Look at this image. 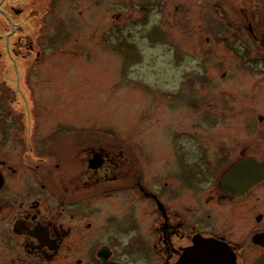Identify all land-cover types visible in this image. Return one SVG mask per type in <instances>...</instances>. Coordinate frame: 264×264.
Instances as JSON below:
<instances>
[{
    "label": "rangeland",
    "instance_id": "rangeland-1",
    "mask_svg": "<svg viewBox=\"0 0 264 264\" xmlns=\"http://www.w3.org/2000/svg\"><path fill=\"white\" fill-rule=\"evenodd\" d=\"M54 5L44 61L28 72L18 61L19 74L14 72L19 91L29 96L30 119L48 125L39 128L37 148L49 155L51 171L57 170L54 162L65 169L76 163L80 146L69 129H91L93 138L113 139L116 150H125L131 166L120 183L129 187L102 196L92 220L99 233L109 224L122 241L132 238L134 247L144 242L150 256L134 250L133 263L160 264L153 252L154 202L138 190L139 178L155 190L157 166L176 160L178 145L190 150L243 140L264 153V123L256 122V113L264 114V72L262 65L246 63L264 58L258 43L264 38V0H56ZM44 129H50L47 145L41 142ZM14 152L19 157V150ZM29 182L36 186L37 178ZM169 195L172 209L185 206L184 195L172 201Z\"/></svg>",
    "mask_w": 264,
    "mask_h": 264
},
{
    "label": "flooded vegetation",
    "instance_id": "flooded-vegetation-1",
    "mask_svg": "<svg viewBox=\"0 0 264 264\" xmlns=\"http://www.w3.org/2000/svg\"><path fill=\"white\" fill-rule=\"evenodd\" d=\"M55 2L0 0V264H135L130 260L134 250L150 256L142 238L134 247L132 238L124 242L111 233L109 224L99 233L92 220L102 196L129 187L120 183L131 166L126 151L116 150L113 139L93 138L91 129H69L80 146L77 167L54 162L57 170L51 171L49 155L37 148L39 128L48 125L30 119L29 96L14 79L18 61L24 72L44 61ZM249 31L254 34L251 25ZM258 43L264 47V38ZM246 63L262 65L264 72V58ZM256 120L263 125L264 114L256 113ZM49 130L42 134L45 145ZM85 133L91 136L84 138ZM200 146L185 150L178 145L176 160L157 166L155 190L139 178L137 188L153 200L156 212L153 252L160 264H176L195 239L212 238L231 246L237 264H264V153L243 140ZM31 178H37L36 186ZM20 179L27 181L19 185ZM166 195L170 201L184 195L185 206L172 209ZM110 220L114 226L117 220Z\"/></svg>",
    "mask_w": 264,
    "mask_h": 264
},
{
    "label": "water",
    "instance_id": "water-1",
    "mask_svg": "<svg viewBox=\"0 0 264 264\" xmlns=\"http://www.w3.org/2000/svg\"><path fill=\"white\" fill-rule=\"evenodd\" d=\"M176 264H237V262L235 253L228 243L212 238H201L195 239L191 246L184 248Z\"/></svg>",
    "mask_w": 264,
    "mask_h": 264
}]
</instances>
